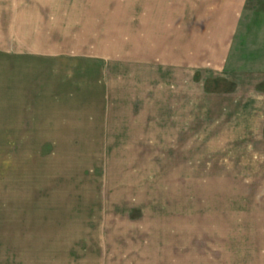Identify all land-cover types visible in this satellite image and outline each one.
<instances>
[{
  "label": "rangeland",
  "instance_id": "1",
  "mask_svg": "<svg viewBox=\"0 0 264 264\" xmlns=\"http://www.w3.org/2000/svg\"><path fill=\"white\" fill-rule=\"evenodd\" d=\"M208 3L0 0V264H170L216 213L218 135L264 122V0L229 77L199 50Z\"/></svg>",
  "mask_w": 264,
  "mask_h": 264
},
{
  "label": "crops",
  "instance_id": "2",
  "mask_svg": "<svg viewBox=\"0 0 264 264\" xmlns=\"http://www.w3.org/2000/svg\"><path fill=\"white\" fill-rule=\"evenodd\" d=\"M208 4L214 6L212 13L220 12L221 22L214 28L208 26L199 50L211 55L208 62L229 77L223 67L231 57L243 0H212ZM203 7L201 12H210L209 5ZM227 7L226 17L223 12ZM263 101L251 109L264 108ZM251 121L248 127L258 131L246 128L218 135V209L204 214L201 223H187L176 234L170 264H264V122L258 116H252ZM223 190L228 191L223 195Z\"/></svg>",
  "mask_w": 264,
  "mask_h": 264
}]
</instances>
